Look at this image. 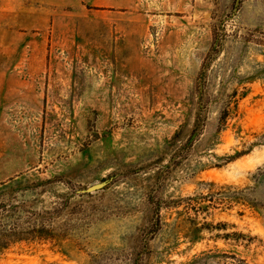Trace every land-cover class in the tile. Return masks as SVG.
Returning a JSON list of instances; mask_svg holds the SVG:
<instances>
[{"label": "rangeland", "instance_id": "obj_1", "mask_svg": "<svg viewBox=\"0 0 264 264\" xmlns=\"http://www.w3.org/2000/svg\"><path fill=\"white\" fill-rule=\"evenodd\" d=\"M261 167L264 0H0V204L56 235L0 264H264V218L219 197Z\"/></svg>", "mask_w": 264, "mask_h": 264}, {"label": "trees", "instance_id": "obj_2", "mask_svg": "<svg viewBox=\"0 0 264 264\" xmlns=\"http://www.w3.org/2000/svg\"><path fill=\"white\" fill-rule=\"evenodd\" d=\"M229 115V107H226L223 109V112L221 113L220 116V122L223 123L227 119ZM253 182L254 185L252 187H247L243 189H238L233 186H223L224 189L229 192L230 190H235L232 192V194L229 193H221L219 195L220 198H222L225 201H230V202H235L237 204H242L250 208L251 210L255 211L258 213L262 218H264V201L260 200L259 198H256V192L264 188V167L257 168L256 173L253 176ZM20 183L19 180H13L11 179L9 183H2L0 187V192H5V191H15L18 187V184ZM209 185H213L210 183ZM214 195L209 194L206 195V202H213ZM258 199V200H257ZM195 197L192 198L191 200L189 199V204L188 207H195V209H199L201 211L208 210V205L204 206L203 204L200 205ZM221 200V199H220ZM192 202H195L193 204ZM23 207H26L25 205L21 204L18 207L17 206H10L7 208V205L5 203L0 204V256L10 249L11 247H14L16 245H19L21 243H31V242H43L47 240L54 239L56 237L55 234L52 233V231L49 229L48 225L44 223L45 221L43 220V216L39 215L42 222L40 223H21L18 220H12L9 224H7V220L12 219L10 215H4L6 212L10 210H16L22 209ZM197 207V208H196ZM13 211L11 212L13 214ZM157 215V214H156ZM4 221V223H3ZM159 223V217L156 216V225ZM226 224L222 223H217L213 225L212 223H204L203 226L199 228H194L192 231L193 236L190 238V242H197L200 240V237L198 236L202 231L206 230L207 232L212 233L213 231H226ZM243 235L240 233L236 232H224L223 234L217 233L215 235L216 239H223L224 241H227L229 239H234L238 240L239 237H242ZM219 258H229L225 254H221L219 250L215 251H208V252H203L201 254L200 259H202L205 264L206 263H212L213 261H216L218 259V262L216 264H225L222 263ZM199 259V260H200ZM233 259H235L233 257ZM234 264H248L245 260H237L236 263Z\"/></svg>", "mask_w": 264, "mask_h": 264}, {"label": "water", "instance_id": "obj_3", "mask_svg": "<svg viewBox=\"0 0 264 264\" xmlns=\"http://www.w3.org/2000/svg\"><path fill=\"white\" fill-rule=\"evenodd\" d=\"M107 182L103 181L101 183H97L94 184L92 186H89L88 188H86L85 190H82L81 193H92V192H96L101 190L102 188H104L106 186Z\"/></svg>", "mask_w": 264, "mask_h": 264}]
</instances>
